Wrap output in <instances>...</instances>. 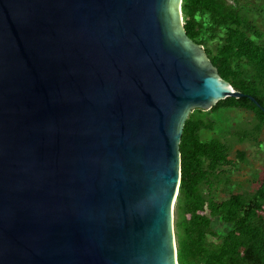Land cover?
Masks as SVG:
<instances>
[{"label":"water","instance_id":"obj_1","mask_svg":"<svg viewBox=\"0 0 264 264\" xmlns=\"http://www.w3.org/2000/svg\"><path fill=\"white\" fill-rule=\"evenodd\" d=\"M180 2L0 0V264H179L185 120L230 97L263 109Z\"/></svg>","mask_w":264,"mask_h":264},{"label":"trees","instance_id":"obj_2","mask_svg":"<svg viewBox=\"0 0 264 264\" xmlns=\"http://www.w3.org/2000/svg\"><path fill=\"white\" fill-rule=\"evenodd\" d=\"M240 0H182L185 34L204 50L219 76L234 90L250 95L264 109V38L242 14ZM217 43L215 50L210 45ZM239 108L250 111L264 127V110L247 97L217 102L209 112ZM209 112L195 109L185 120L179 144V188L176 243L179 264H264V181L251 195L206 197L203 186L233 165L226 144L203 141L212 130ZM239 152L238 157L243 158ZM225 225L231 228L228 230Z\"/></svg>","mask_w":264,"mask_h":264},{"label":"rangeland","instance_id":"obj_3","mask_svg":"<svg viewBox=\"0 0 264 264\" xmlns=\"http://www.w3.org/2000/svg\"><path fill=\"white\" fill-rule=\"evenodd\" d=\"M242 14L258 26L264 38V0H240ZM181 25H184L185 16L178 3ZM217 43L210 47L215 50ZM204 55V53H203ZM205 57H208L205 53ZM195 109L190 111L193 112ZM209 112L210 110H204ZM189 113V114H190ZM207 123L213 124L212 130H202L200 136L203 141L218 139L227 145L229 160L233 165L226 166L219 178L212 180V186H203L202 193L206 197L223 200L230 194L253 195L264 181V127L259 129L254 114L239 108L221 110L217 113H208ZM243 152V158L238 153ZM178 197L174 204V231L177 219ZM228 230L231 228L225 225Z\"/></svg>","mask_w":264,"mask_h":264},{"label":"bare ground","instance_id":"obj_4","mask_svg":"<svg viewBox=\"0 0 264 264\" xmlns=\"http://www.w3.org/2000/svg\"><path fill=\"white\" fill-rule=\"evenodd\" d=\"M174 201H175V198H174Z\"/></svg>","mask_w":264,"mask_h":264}]
</instances>
